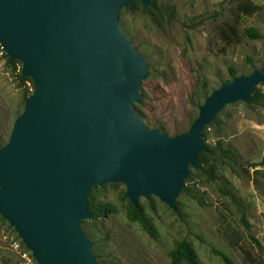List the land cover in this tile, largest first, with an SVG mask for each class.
<instances>
[{"label":"water","instance_id":"1","mask_svg":"<svg viewBox=\"0 0 264 264\" xmlns=\"http://www.w3.org/2000/svg\"><path fill=\"white\" fill-rule=\"evenodd\" d=\"M152 0H0V45L33 94L0 148V217L37 264H99L82 222L91 193L124 184L133 206L158 198L175 213L209 149L202 130L264 85L256 69L223 82L187 133L149 128L135 106L149 76L119 12Z\"/></svg>","mask_w":264,"mask_h":264},{"label":"rangeland","instance_id":"2","mask_svg":"<svg viewBox=\"0 0 264 264\" xmlns=\"http://www.w3.org/2000/svg\"><path fill=\"white\" fill-rule=\"evenodd\" d=\"M238 1L152 0L151 6L136 1L120 10L122 30L148 64L136 113L149 128L171 137L187 133L204 95L231 80V68L238 75L264 69V0H251L261 10L245 17L237 11ZM228 25L238 32L233 41L226 39L231 36ZM249 29L262 38H250ZM21 72L22 64L10 60L0 45V148L35 90L31 78ZM258 89L264 95V85ZM204 136L209 152L202 170L191 169V182H186L177 202L178 213L154 196L140 200L157 228L155 238L129 220L131 202L124 184L94 190L95 203L107 213L86 220L82 227L93 235L99 264H174L171 253L184 240L195 249L200 264H226L213 249L233 264H264V98L259 104L228 106ZM14 240L21 239L0 217V264L21 263V255L11 246ZM245 251L254 263L246 259Z\"/></svg>","mask_w":264,"mask_h":264},{"label":"trees","instance_id":"3","mask_svg":"<svg viewBox=\"0 0 264 264\" xmlns=\"http://www.w3.org/2000/svg\"><path fill=\"white\" fill-rule=\"evenodd\" d=\"M260 10H261V7L257 4H255L254 2H252L251 0H239L238 1L237 11L239 14H241L244 17L245 16H252L253 14L257 13ZM228 29L231 32L230 33L231 36H228V35H226V33H224L226 35V39H228L229 41H233V38L238 37V32H237L236 28L234 26H231V25H228ZM247 35L252 39H261L262 38V36L255 29L247 30ZM262 70H264V69H262ZM230 75H231V79H232V78L238 76V73L236 70L231 68L230 69ZM33 87H34V85H33ZM209 95L210 94H205L204 100ZM263 98H264L263 93L258 89L256 94H254L251 103L259 104L260 102H262ZM200 106H199V108H200ZM135 111H136V106H135ZM207 127H204L202 130L204 143H205L204 132H205V129H207ZM206 155H207V153H202L200 155V157H199L200 165L204 162V156H206ZM261 165H264V157H263V161L261 162ZM205 172L207 174H211L210 171H208V170H205ZM188 182H191V178L187 180V183ZM93 192L91 193V197H90L89 209L91 212V219L90 220L95 221V220H98L100 218L105 217V215L107 213V209L105 207L97 205L95 203V201L92 197ZM128 218L132 222L139 223L140 226L142 227V229L150 237L155 238L157 236V234H158L157 228L155 227L151 218L147 215L145 208L140 203V201H139L138 206H133V204H131V206L129 208V212H128ZM243 222L247 227L250 226L249 221L247 220V218L245 216H243ZM84 223H85V221L82 222V226L84 225ZM85 234L90 240H92L93 235L89 234L87 231H85ZM254 241L258 245V247L260 249H262V251H263V246L260 244V242H258L255 239H254ZM212 251H213L214 255L220 257L226 264H233L231 259L226 254H224L223 252H220L216 249H213ZM244 254L246 256V259L250 263L255 262V258H253V256H251V254L249 252L245 251ZM171 257H172V261L174 264H180L181 262H185L186 264H200V261L198 259V256H197L195 249L192 247V245L189 242H187L185 240L178 242L176 244L174 250L171 253Z\"/></svg>","mask_w":264,"mask_h":264},{"label":"built area","instance_id":"4","mask_svg":"<svg viewBox=\"0 0 264 264\" xmlns=\"http://www.w3.org/2000/svg\"><path fill=\"white\" fill-rule=\"evenodd\" d=\"M11 246L13 250H15L17 253L21 255L22 261L20 264H37L31 252L22 243V240H14Z\"/></svg>","mask_w":264,"mask_h":264}]
</instances>
